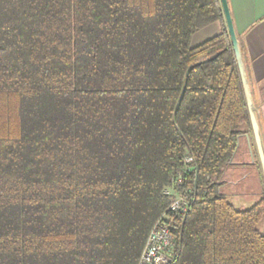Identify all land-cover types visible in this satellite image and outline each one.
Instances as JSON below:
<instances>
[{
  "label": "trees",
  "instance_id": "obj_1",
  "mask_svg": "<svg viewBox=\"0 0 264 264\" xmlns=\"http://www.w3.org/2000/svg\"><path fill=\"white\" fill-rule=\"evenodd\" d=\"M243 126L219 0H0V264H137L168 187L167 264H264V196L221 191Z\"/></svg>",
  "mask_w": 264,
  "mask_h": 264
},
{
  "label": "crops",
  "instance_id": "obj_2",
  "mask_svg": "<svg viewBox=\"0 0 264 264\" xmlns=\"http://www.w3.org/2000/svg\"><path fill=\"white\" fill-rule=\"evenodd\" d=\"M226 2L239 41L264 147V0ZM221 29L220 22L199 29L191 38V46L218 35ZM242 128L245 132L239 137L237 149L224 171L221 187L237 209L250 207L264 196V176L252 130L246 126Z\"/></svg>",
  "mask_w": 264,
  "mask_h": 264
},
{
  "label": "built area",
  "instance_id": "obj_3",
  "mask_svg": "<svg viewBox=\"0 0 264 264\" xmlns=\"http://www.w3.org/2000/svg\"><path fill=\"white\" fill-rule=\"evenodd\" d=\"M192 160L186 157L185 164ZM169 196L166 212L152 226L137 264H167L174 256V240L170 231V214H183L190 206V191H179L173 187L165 189Z\"/></svg>",
  "mask_w": 264,
  "mask_h": 264
},
{
  "label": "water",
  "instance_id": "obj_4",
  "mask_svg": "<svg viewBox=\"0 0 264 264\" xmlns=\"http://www.w3.org/2000/svg\"><path fill=\"white\" fill-rule=\"evenodd\" d=\"M219 1H220L222 13H223L225 24H226V29H227L230 42L232 45V49L234 52V58L236 60V64H237V68H238V72H239V76H240V80H241V84H242V88L244 92V97L246 101V106L248 110V116H249L250 126L252 130V135H253L254 143L256 146L259 162L261 164L263 176H264V147H263V142H262L261 135H260L259 124H258L257 117L255 114L253 101L251 98V91H250L249 82H248V78H247V74L245 70V65H244V61H243L240 46H239V41L237 39V36L233 28L227 2L226 0H219ZM181 97H182V94L180 98ZM180 98L177 101V104L179 103Z\"/></svg>",
  "mask_w": 264,
  "mask_h": 264
}]
</instances>
